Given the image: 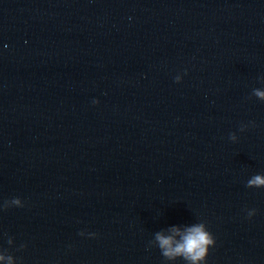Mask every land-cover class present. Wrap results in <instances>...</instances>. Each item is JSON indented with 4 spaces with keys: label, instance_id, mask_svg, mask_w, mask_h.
I'll return each instance as SVG.
<instances>
[{
    "label": "clouds",
    "instance_id": "obj_1",
    "mask_svg": "<svg viewBox=\"0 0 264 264\" xmlns=\"http://www.w3.org/2000/svg\"><path fill=\"white\" fill-rule=\"evenodd\" d=\"M176 81H180V77H176ZM252 94L261 101H264V90L254 88ZM95 103V101H94ZM243 127L241 131H243ZM232 141L237 139L235 134H230L229 137ZM249 188H264V175H253L246 184ZM11 205L22 207L19 198H13L10 201ZM9 201L5 202V207L10 206ZM255 215V210L248 212L249 218ZM83 235V233H81ZM8 243H13L9 238ZM160 249L162 256L167 261H175L178 258H182L186 264H205L206 258L209 253V248L215 245V239L212 234L207 230L206 224L201 222L187 227L184 231L179 228H173L171 235H164L161 232H157L154 237V241L150 242ZM6 251H0L3 253ZM6 257L4 254H0V260H4ZM7 260L9 264H16L15 258L8 254Z\"/></svg>",
    "mask_w": 264,
    "mask_h": 264
}]
</instances>
